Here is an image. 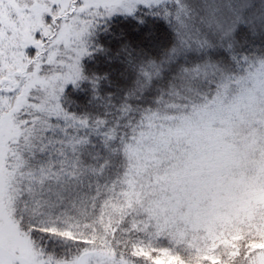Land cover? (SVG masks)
<instances>
[{
	"label": "snow or ice",
	"instance_id": "obj_1",
	"mask_svg": "<svg viewBox=\"0 0 264 264\" xmlns=\"http://www.w3.org/2000/svg\"><path fill=\"white\" fill-rule=\"evenodd\" d=\"M0 264H264V0H0Z\"/></svg>",
	"mask_w": 264,
	"mask_h": 264
}]
</instances>
